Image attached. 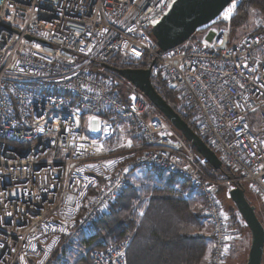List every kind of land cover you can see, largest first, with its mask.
Here are the masks:
<instances>
[{"label": "built area", "instance_id": "obj_1", "mask_svg": "<svg viewBox=\"0 0 264 264\" xmlns=\"http://www.w3.org/2000/svg\"><path fill=\"white\" fill-rule=\"evenodd\" d=\"M174 1L0 0V264H45L63 240L78 252L137 167L177 175L201 198L210 264H225L231 242L215 184H246L264 207V23L235 38L221 14L158 52L150 29ZM115 56L155 60L152 84L170 85L237 176L207 177L137 89L88 68ZM130 240L91 251L89 264H126Z\"/></svg>", "mask_w": 264, "mask_h": 264}, {"label": "trees", "instance_id": "obj_2", "mask_svg": "<svg viewBox=\"0 0 264 264\" xmlns=\"http://www.w3.org/2000/svg\"><path fill=\"white\" fill-rule=\"evenodd\" d=\"M238 5L242 6L235 10L230 20L232 35L236 30L248 25L251 9L264 15V0H239ZM151 61L152 58L143 59L132 65L119 56H115L107 65L112 69H144ZM89 66V70L95 75L109 79L113 77L111 80L115 83L126 84V81L112 69H105L95 63ZM153 86L195 131L190 122L192 114L180 109L177 95L170 85L164 80H158L153 82ZM149 105L155 110L151 104ZM187 145L198 156L191 145L189 143ZM198 158L204 174L211 179L237 176L231 168L224 164L220 171H215L201 157L198 156ZM152 170L158 174V179L154 184L137 189L134 187L125 189L115 200L109 213L99 217L92 224L89 233L81 238V248H87V256L92 250L103 249L109 245L118 244L126 238H131L125 253L126 264H203L209 248V237L201 235L205 217L196 207L195 196L192 192L185 193L190 187L189 183L184 181L177 188V175ZM165 174L170 177L164 182ZM238 186L244 189L246 195L248 186L246 184ZM144 198L146 200L142 204L140 200ZM135 202H139L136 210L133 205ZM257 217L263 225L258 215ZM55 252L56 250L51 256ZM76 264H89V258H79Z\"/></svg>", "mask_w": 264, "mask_h": 264}, {"label": "water", "instance_id": "obj_3", "mask_svg": "<svg viewBox=\"0 0 264 264\" xmlns=\"http://www.w3.org/2000/svg\"><path fill=\"white\" fill-rule=\"evenodd\" d=\"M229 6L230 0H175L170 10L150 29L158 52H165L182 45L198 29L217 19ZM154 63L155 60H152L146 69H112L107 64H100V66L112 69L121 79L137 89L170 126L191 145L199 157L213 170L220 171L222 162L216 153L155 90L150 78ZM228 196L250 233L246 264H262L264 227L255 213V208L248 202L244 189L239 186L231 189Z\"/></svg>", "mask_w": 264, "mask_h": 264}, {"label": "rangeland", "instance_id": "obj_4", "mask_svg": "<svg viewBox=\"0 0 264 264\" xmlns=\"http://www.w3.org/2000/svg\"><path fill=\"white\" fill-rule=\"evenodd\" d=\"M239 0H236L238 3ZM264 23V15H261L257 10L251 9L250 10V18L248 21V25L242 29H238L235 31V34L233 35L236 37L244 36L247 33L255 32L258 30H261L262 24ZM90 68V66L88 67ZM113 79V77H110ZM120 84V83H119ZM122 86V84H121ZM178 105L180 106V100H178ZM93 128H96L95 122L92 125ZM130 139H127L123 144L119 145L117 149H124L128 146V142ZM115 148V147H113ZM170 175L165 174L163 181L165 182ZM128 178L132 182V187L139 188L141 186H147L154 184V182L158 179V174L153 171L152 169L148 168H141L137 167L134 170H132L128 174ZM184 181L177 176L176 183L177 188H179ZM217 188L215 189V195L217 197V200L220 204L221 209L224 211L225 215L228 219V230L231 234V242L228 246V250L226 253V261L225 264H246L247 255L249 251L250 246V233L245 224H243V221L233 204V202L230 200L227 191V187L223 185L222 183H216ZM221 185V186H218ZM222 188V189H221ZM221 189V190H220ZM219 191V192H217ZM193 193V191L188 187L185 191V193ZM194 195V193H193ZM194 197V196H193ZM246 198L248 202L254 206L255 213L259 216L261 221L263 222L264 227V207L261 204L260 199L252 193L248 188L246 191ZM196 201V207L199 211H201L202 215L204 216L203 212V201L199 197L194 198ZM146 199H141V203L143 204ZM139 202H135L134 209H137ZM113 205V204H112ZM139 214L140 211H138ZM201 235H209V239L212 240V246H213V235L211 227L207 224L206 218L203 224V229L201 231ZM210 250L211 242L208 243ZM73 247L69 245L67 240H63L59 246L56 249V252L53 256H51L48 261L45 264H76L77 260L80 258H89V254L87 256V248L83 247L78 252L76 249H72ZM97 250V249H96ZM93 251V250H92ZM262 264H264V255H263V261Z\"/></svg>", "mask_w": 264, "mask_h": 264}, {"label": "snow or ice", "instance_id": "obj_5", "mask_svg": "<svg viewBox=\"0 0 264 264\" xmlns=\"http://www.w3.org/2000/svg\"><path fill=\"white\" fill-rule=\"evenodd\" d=\"M242 5H238V3L236 2V0H230V7H228V9L224 12L223 14V19L224 20H231L235 10H237L239 7H241ZM135 51V49H134ZM137 55H139V53L137 52ZM93 131H99V128H93ZM128 146L131 147V142H128Z\"/></svg>", "mask_w": 264, "mask_h": 264}, {"label": "crops", "instance_id": "obj_6", "mask_svg": "<svg viewBox=\"0 0 264 264\" xmlns=\"http://www.w3.org/2000/svg\"><path fill=\"white\" fill-rule=\"evenodd\" d=\"M131 144H132V142H131ZM206 236L208 237L209 235H206ZM209 242H211L210 250L207 251V254H206V257H205L203 264H210V256H211V252H212V240L208 238V243Z\"/></svg>", "mask_w": 264, "mask_h": 264}, {"label": "bare ground", "instance_id": "obj_7", "mask_svg": "<svg viewBox=\"0 0 264 264\" xmlns=\"http://www.w3.org/2000/svg\"><path fill=\"white\" fill-rule=\"evenodd\" d=\"M229 7H230V6H229ZM227 9H228V8H227ZM227 9H226V10H227ZM226 10H225V11H226ZM225 11H224V12H225ZM224 12L222 13V15L224 14ZM111 81H113V80H111ZM113 82L115 83V81H113ZM173 130H174V129H173ZM174 131L177 132L176 130H174ZM177 133H178V132H177ZM178 134H179V133H178ZM179 135H180V134H179ZM180 136H181V135H180ZM181 137H182V136H181ZM126 189H127V188H126ZM123 192H124V191H123ZM123 192H122V193H123ZM122 193H121V194H122ZM121 194H120V195H121ZM120 195H119V196H120ZM211 230H212V229H211ZM262 261H263V260H262Z\"/></svg>", "mask_w": 264, "mask_h": 264}]
</instances>
